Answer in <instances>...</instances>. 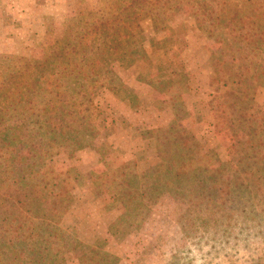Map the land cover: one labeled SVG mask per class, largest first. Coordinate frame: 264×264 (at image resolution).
<instances>
[{
    "label": "rangeland",
    "instance_id": "rangeland-1",
    "mask_svg": "<svg viewBox=\"0 0 264 264\" xmlns=\"http://www.w3.org/2000/svg\"><path fill=\"white\" fill-rule=\"evenodd\" d=\"M134 1L0 0V67H19L14 58L39 60L69 21L116 16L126 21L119 49L106 32L102 37L107 58L87 95L91 118L104 119L107 127L80 146L60 131L40 127L39 116L32 124L36 170L49 183H69V209L59 223L41 225L47 233L61 232L53 243L60 248L57 264H264L262 193L251 194L246 210L211 207L207 215L187 187L157 188L152 174L160 160L152 129L171 136L173 124L192 149L213 152V163L231 160V176L241 167L243 146L216 133L218 100L235 85L219 78L214 62L219 51L240 55L236 47L217 42L233 36L246 45L244 54L264 62V41L258 38L254 45L246 37L255 31L246 12L256 0H160L157 7L148 4L149 10L141 3L133 13ZM255 3L261 15L254 16V25L263 29L264 0ZM258 85L251 117L264 115V79ZM258 120L263 129L264 118ZM17 152L33 157L25 143Z\"/></svg>",
    "mask_w": 264,
    "mask_h": 264
},
{
    "label": "trees",
    "instance_id": "trees-1",
    "mask_svg": "<svg viewBox=\"0 0 264 264\" xmlns=\"http://www.w3.org/2000/svg\"><path fill=\"white\" fill-rule=\"evenodd\" d=\"M153 1L135 0L131 10L134 13L141 9V3H145L141 4L144 9L149 10L148 4L157 7L160 0ZM255 2L246 12V19L255 31L248 32L246 37L257 45L258 38L264 41V28L254 25V16L261 15L260 5L256 6ZM116 7L124 12L129 6L116 4ZM105 20L69 21L62 35L50 49H44L39 60L14 58L19 67H0V264L59 263L55 250L60 248L53 243L61 232L47 233L41 225L46 220L61 221L70 205L66 198L69 183L67 180L49 183L47 174L36 170L38 138L32 124L37 123L39 116L40 127L60 131L80 146L95 138L100 127H107L103 126L104 119L97 122L91 118L90 108L86 107L87 95L91 93L90 88L99 83V67L105 65L107 58L102 37L106 32L112 45L117 42L115 50L119 49L118 41L123 39L126 21L117 16L114 20ZM137 29L139 25L133 30ZM217 42L220 46L223 43L229 48L236 47L240 52L236 56L235 52L219 51L214 64L219 78L231 79L235 85L218 100L216 133H226L237 146H243L241 167L231 176L230 170L235 166L231 160L221 158L219 163H213V152L192 149L183 131L174 124L170 126L174 130L171 136L160 135L158 128L152 129L160 159L152 173L159 180L157 188L171 184L187 187L197 198L193 203L205 205L207 215L211 207L246 210V204L248 201L252 204L256 194L264 195V128L259 126L262 123L258 124V119L264 115L250 116L255 90L264 79V62L250 57V52L244 54L246 45L237 36L219 38ZM229 55L232 59L227 58ZM46 62L52 66L47 67ZM19 141L31 149L32 158L23 159L18 154L19 147L24 146ZM42 144L39 137V158L43 153ZM145 194L141 192V197ZM225 215L223 212L222 216Z\"/></svg>",
    "mask_w": 264,
    "mask_h": 264
}]
</instances>
